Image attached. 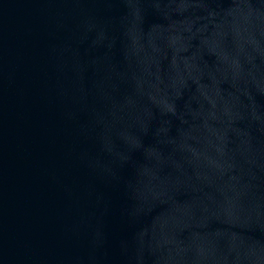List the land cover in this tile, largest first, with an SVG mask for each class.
<instances>
[{
	"label": "water",
	"instance_id": "95a60500",
	"mask_svg": "<svg viewBox=\"0 0 264 264\" xmlns=\"http://www.w3.org/2000/svg\"><path fill=\"white\" fill-rule=\"evenodd\" d=\"M0 264H264V0H0Z\"/></svg>",
	"mask_w": 264,
	"mask_h": 264
}]
</instances>
